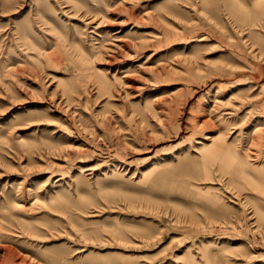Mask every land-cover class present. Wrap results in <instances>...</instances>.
<instances>
[{"label":"rangeland","instance_id":"rangeland-1","mask_svg":"<svg viewBox=\"0 0 264 264\" xmlns=\"http://www.w3.org/2000/svg\"><path fill=\"white\" fill-rule=\"evenodd\" d=\"M0 264H264V0H0Z\"/></svg>","mask_w":264,"mask_h":264}]
</instances>
